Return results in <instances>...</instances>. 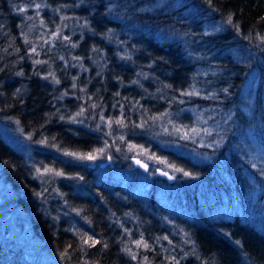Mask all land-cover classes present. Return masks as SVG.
I'll return each instance as SVG.
<instances>
[{"label": "trees", "instance_id": "16d2710c", "mask_svg": "<svg viewBox=\"0 0 264 264\" xmlns=\"http://www.w3.org/2000/svg\"><path fill=\"white\" fill-rule=\"evenodd\" d=\"M33 2L50 7L37 10ZM230 15L238 28L226 23ZM58 25L78 47L44 43ZM262 36L264 0H0V123H16L32 143L26 151L0 130V182L12 198L9 213L52 250L58 264H144L145 256L149 264H168L171 255L180 264H264V200L245 211L247 193L256 188L244 165L230 158L219 166L193 155L197 148L199 156L209 152L221 161L226 148L242 144L244 133L262 125L264 134ZM50 71L59 84L43 79ZM250 80L257 82L251 114L242 104ZM191 85L202 95L182 96ZM80 106L86 109L78 118L83 123H72ZM224 113L234 119L226 147L203 146L170 131L190 129L201 114ZM122 114L123 128L114 123L109 129L100 119ZM125 141L166 156L192 176L158 181L133 164ZM106 145L112 150L106 166L64 155ZM45 167L65 176L49 182L37 172ZM227 200L243 212L227 209ZM85 234L101 243L87 247ZM141 235L154 251L136 247ZM164 236L172 244L157 241ZM65 250L68 256L61 258ZM0 264L34 263L25 252L1 246Z\"/></svg>", "mask_w": 264, "mask_h": 264}, {"label": "rangeland", "instance_id": "374dc122", "mask_svg": "<svg viewBox=\"0 0 264 264\" xmlns=\"http://www.w3.org/2000/svg\"><path fill=\"white\" fill-rule=\"evenodd\" d=\"M256 86L257 82L250 80V83H248L247 85L244 101L242 102L249 114L252 113L254 107L253 103L255 101ZM196 118L197 117L194 116V119ZM232 120H234L233 116L229 113H224L221 115L207 114V116L205 115V117L203 114H201L199 121L192 120L194 122L192 127H198V130H200L201 133L199 136L194 137V141H197L200 145L203 146L210 147L209 145H212L211 147L222 148L223 146H225L227 137L231 135V133H233ZM262 127L263 126L260 125V129L258 132L256 130H249L248 133H244L243 135H241L240 140L242 141V144H239L238 146L234 145V147L232 146L231 148H226L225 151L227 157H221V161H216L212 156L209 155V152L207 153V156H205V154H203L204 156H199L197 148H193V155H198L195 157L197 159H203L206 161L213 160L220 166L226 162V159L231 158L234 165L236 164V162L239 164L242 163L244 165L243 169L245 170V173L249 178L248 180H250L256 188V191H252L249 194L247 193L246 200L248 206L245 208V211L249 214L250 212H253L255 203H257L260 199L264 200V195L262 196L261 194L262 191H264V176L260 175V169L261 167H264V155H261V153L264 152V134H261L263 129ZM204 129L209 130V132H211V135L204 134ZM0 130L7 140L13 142L18 146H21L26 151L30 149V146L32 145L30 137L25 136L22 133L21 128L18 127L16 123L12 125L0 123ZM170 131L177 134V132L174 130ZM119 137L120 135H118V138ZM217 140L220 141L219 144L215 143V141ZM117 144L118 143H116V146ZM122 145L126 147L125 150L132 158L133 164L140 166L135 162L134 159L140 160L142 164H147V170L142 166L140 167H142L144 171L150 173L151 175L155 174V176L159 178L158 181L163 180L165 182L166 180V182L172 184L177 180L178 177H187L184 176L182 172L174 171L172 167H168L164 163H158L149 158L150 156H155L160 160H166L169 164L174 165L168 160L166 156L152 153L144 146H137L130 150L129 146L133 145L131 144V142H126ZM99 149H104V151L99 152ZM99 149L88 153H83V155L85 156L89 153H92L96 156V159L77 160L87 162L91 165L100 164L102 166H106L111 161V159H109L108 157H111L112 150L108 145ZM233 150L236 151L234 157L233 155H231ZM241 158L246 160V163H244ZM253 163L257 165L256 168L252 167ZM175 167L179 168L176 165ZM161 171H167L169 176H175V179H169L168 176L161 175ZM127 175L132 176L131 172ZM57 178L59 177H56L54 179ZM46 179L52 180V178L48 176H46ZM11 199V196L7 193V191L4 189L3 184L0 182V247L3 246V248L8 250L23 251L34 264H58L57 260L54 258V255L50 252L52 250L47 248L38 239L33 237L27 225H22L14 215L9 213V209L12 207V205H9V202H12ZM228 201L229 200H227L225 204L227 209H236L243 212V208L239 206V203L237 201H233V205L227 204Z\"/></svg>", "mask_w": 264, "mask_h": 264}, {"label": "snow or ice", "instance_id": "6c2138e0", "mask_svg": "<svg viewBox=\"0 0 264 264\" xmlns=\"http://www.w3.org/2000/svg\"><path fill=\"white\" fill-rule=\"evenodd\" d=\"M206 2L209 5H211L212 0H206ZM80 3H83V0H80ZM31 6L34 7L35 9H37V10H39L41 7H50L47 4H43L42 5V4H38V3H34V2L31 4ZM69 6L70 5H64L63 7H69ZM74 6H77L78 7L79 4H76ZM161 6H163V5H161ZM109 10H111V9H109ZM19 11H21V12L27 11V7L21 6L19 8ZM55 11L59 12L60 9L57 8V9H55ZM37 14H39V13L37 12ZM26 19H33V17L28 16V17H26ZM62 19H71V17L65 16ZM41 23L43 24V21H41ZM226 23L227 24H232L233 27H236V28L239 27L238 25L233 24V19H232V16L231 15L227 18ZM83 26L84 27H88V21L87 20H85ZM64 27H66V25H64ZM221 27L222 26H219L218 27L216 25H213V28H214L215 31H220L221 30ZM110 31L111 30H109V32ZM50 32H51V39H44V43L45 44L53 43L55 40H63V41L68 42V44H70L71 47H73V48L78 47V44L77 43L72 42L70 36L62 35L61 26L58 25L54 30H50ZM105 35L107 36L108 34L105 33ZM108 38L111 39L110 36H108ZM260 41H261L262 44H264V36L260 37ZM25 43H29V41L27 40V38H25ZM93 51H96V49L93 48ZM31 53L32 54H35V55H39V52L37 51V48L36 47H32L31 48ZM122 58H124V57H122ZM128 58H130V57H128ZM60 59L63 60L64 57L61 56ZM73 59H78L79 60V59H82V58L81 57H73ZM33 63L39 65V64H46L48 62L47 61H42V60L36 59V60H33ZM81 67H83V66L81 65ZM17 75H23V73L22 72L21 73H17ZM97 75H99V73H97ZM145 78H147V77H145ZM43 79H45V80L51 79L56 84H59L60 83V80L56 78L55 73L54 72H51V71L48 72L46 75H44L43 76ZM75 79H77V78L76 77H73V80H75ZM133 83H138V81H133ZM76 87H77V85L75 83H73L72 84V88H76ZM190 89L191 90H187V91L181 92V95L182 96H189V97H191V96H201L202 95L199 90H196L195 89V85H191L190 86ZM81 91H86V89H81ZM223 91L227 92L228 90L227 89H224ZM17 92H19V89H17ZM64 95H68V91L67 90H65V92L62 94V96L60 97V99H62ZM116 95H119V93L117 92ZM204 98H206V99H208V98H214V96H205ZM77 99H80V98L77 97ZM89 99H91V97H89ZM180 102L183 103L184 101H180ZM90 107L93 108V109H95L96 107H98V105L95 104V103H93V104L90 105ZM85 111H86V109L83 106H80L79 110L75 113V115L69 117L70 121L72 123H83V121L82 120H79L78 118L81 117V116H83L84 113H85ZM164 115H167V113H164ZM60 119L63 120L64 119V116L61 115L60 116ZM100 119H101V122L103 124H106L109 129L112 128V125L114 123L117 126L121 127V128H123V127L126 126V123H125L124 118H123V114L121 115L120 118L116 119L115 121L113 119H111V118H108L107 120H105V118L103 116H101ZM152 119L153 120H156V119H158V117H152ZM137 126L143 128L144 127V124L141 123L140 125H137ZM99 127L100 126L98 125L97 126V130H99ZM176 132L181 135V138L182 139H189V140H194V137L199 136L201 134L200 133V130H198V127H191L190 129L189 128H185L183 131H181L180 128H176ZM203 132L206 135H211V132H209V130H207V129H204ZM106 135H112V132L109 131V132L106 133ZM124 138H125L124 135H121L119 137L120 140H124ZM41 142L42 143H47V141H41ZM215 143L216 144H219L220 141L217 140V141H215ZM209 146L211 147L212 145H209ZM129 147H130V150H131V149H133V148H135L137 146L136 145H130ZM58 150H59V148H58ZM98 151L99 152H103L104 149H99ZM117 151H119V149H117ZM64 155L71 156V157H73L75 159H80V160H83V159L94 160V159H96V156L94 154H92V153H89L88 155L85 156L83 154H79V153H76V152L64 151ZM261 155H264V152H262ZM108 158L111 159V157H108ZM149 158L152 159V160H154V161H156V162H158V163H164L168 167H172L174 171L182 172L184 176H192V173L187 172V171H184L181 168H176L175 165L169 164L166 160H160L159 158H157L155 156H150ZM136 163L137 164H141V161L140 160H137ZM141 166L144 167L146 170L148 168V165L147 164H141ZM252 167L253 168H256L257 165L255 163H253L252 164ZM37 172L41 176H48V177H50L52 179H54L56 177H64L65 176V173L62 170H57V169L52 168V167H45L42 172L40 171V169H37ZM161 175L168 176L169 179H175V176H169V174H168L167 171H161ZM260 175L261 176H264V167H261V169H260ZM49 182H50V180H49ZM37 195H40V194H37ZM61 195H63V194H61ZM89 223H90V221H89ZM127 231L128 230L125 229V232H127ZM81 239L83 241V244L86 245L87 247H95L96 244H100L101 243V241L94 239L92 236H86V234L85 235H82L81 236ZM156 239H157V241H159L160 239L168 240L169 244H172V241L169 240L168 236H164L162 238L161 237H157ZM133 243L136 245L137 248H143L145 251H147L150 248H152V250L154 251V248L148 242H146L143 239V236L142 235H141V239L135 240V241H133ZM68 247H71V245H69ZM104 247H107V244H104ZM175 247L176 246L173 247V251L175 250ZM124 251L127 252L130 255L131 259H133V260L138 259L137 253L132 252V250L130 248H127L126 247L124 249ZM165 251H167V249H165ZM192 254L195 255L194 252ZM187 255L188 254H185L183 257H181V259H186L187 258ZM67 256H68L67 250H65L64 252L61 253V258H65ZM165 259L167 260L168 264H180V259H177V257L175 255H171V256L165 257ZM143 260H144V264H149V258L147 256H145L143 258ZM84 264H90V262L84 261ZM162 264H163V262H162Z\"/></svg>", "mask_w": 264, "mask_h": 264}, {"label": "water", "instance_id": "95a60500", "mask_svg": "<svg viewBox=\"0 0 264 264\" xmlns=\"http://www.w3.org/2000/svg\"><path fill=\"white\" fill-rule=\"evenodd\" d=\"M135 160V162L138 160V159H134ZM142 164V163H141ZM141 164H138V165H140L141 166Z\"/></svg>", "mask_w": 264, "mask_h": 264}]
</instances>
